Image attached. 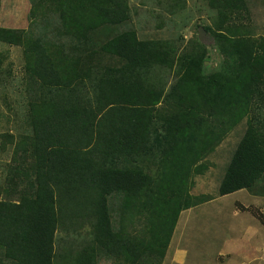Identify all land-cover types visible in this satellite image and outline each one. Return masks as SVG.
<instances>
[{
  "label": "trees",
  "instance_id": "1",
  "mask_svg": "<svg viewBox=\"0 0 264 264\" xmlns=\"http://www.w3.org/2000/svg\"><path fill=\"white\" fill-rule=\"evenodd\" d=\"M208 1L218 21L205 29L226 56L211 74L200 46L177 55L169 40L140 39L127 0H30L27 29L0 26V40L24 48L30 125L0 199V264H56L55 188L79 180L95 192V244L79 264H162L180 213L209 197L191 192L193 175L244 119L219 194L264 196V36L235 23L247 0Z\"/></svg>",
  "mask_w": 264,
  "mask_h": 264
},
{
  "label": "rangeland",
  "instance_id": "2",
  "mask_svg": "<svg viewBox=\"0 0 264 264\" xmlns=\"http://www.w3.org/2000/svg\"><path fill=\"white\" fill-rule=\"evenodd\" d=\"M130 20L127 27L137 31L138 37L169 40L181 55L197 46L206 52L205 73L211 74L224 63L226 56L220 51L212 32L205 27H216L218 11L208 0H127ZM248 10L237 15V25L254 36H264V0H247ZM30 0H0V26L27 29L30 23ZM205 29L203 40L200 28ZM22 44L0 40V199L3 187L14 164L15 146L29 130L28 94L26 90L25 58ZM104 63L112 60L104 57ZM167 85L176 79L174 70L159 74ZM112 112L106 106L100 116ZM263 114V113H262ZM264 115V114H263ZM247 127L241 121L202 162L201 173L194 174L191 192L209 196L180 213L162 264H239L241 254H252L251 245L261 242L264 247V224L250 210L239 209L237 203L253 207L264 215V196L241 189L221 196L219 185L233 152ZM94 142H92V145ZM89 182L82 180L55 188L60 209V223L56 231V264H79L94 248V191ZM123 216H127L123 213ZM114 222L121 213H113ZM126 227L133 235L145 230L143 217L132 216ZM249 229V230H248ZM246 233L250 240L239 239ZM245 244L244 250H239ZM251 247V248H249ZM88 251V252H87ZM96 264H123V261L96 255ZM256 264V263H253Z\"/></svg>",
  "mask_w": 264,
  "mask_h": 264
},
{
  "label": "crops",
  "instance_id": "3",
  "mask_svg": "<svg viewBox=\"0 0 264 264\" xmlns=\"http://www.w3.org/2000/svg\"><path fill=\"white\" fill-rule=\"evenodd\" d=\"M254 197L261 198L262 196L254 195ZM240 237L241 238H239V239H232L229 237L227 240H228V242H230L232 240H233L232 242H240V241L245 242L246 240H250V238L248 236H246V233H244ZM255 244H257V245H255V246H254V244L251 245V247L255 250V252L252 254H249V255L241 254L240 257L242 260L239 264H253V263L264 264V247L261 246V242L255 243ZM251 247H249V248H251ZM244 248H245V244L239 250H242V249L244 250Z\"/></svg>",
  "mask_w": 264,
  "mask_h": 264
},
{
  "label": "water",
  "instance_id": "4",
  "mask_svg": "<svg viewBox=\"0 0 264 264\" xmlns=\"http://www.w3.org/2000/svg\"><path fill=\"white\" fill-rule=\"evenodd\" d=\"M205 33V29L203 27L200 28V38L203 40V35Z\"/></svg>",
  "mask_w": 264,
  "mask_h": 264
}]
</instances>
